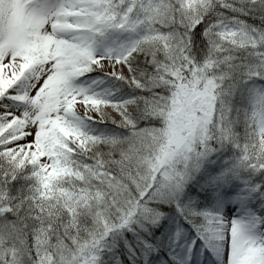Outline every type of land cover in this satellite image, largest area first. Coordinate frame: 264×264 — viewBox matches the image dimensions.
Segmentation results:
<instances>
[{
	"label": "snow or ice",
	"instance_id": "obj_1",
	"mask_svg": "<svg viewBox=\"0 0 264 264\" xmlns=\"http://www.w3.org/2000/svg\"><path fill=\"white\" fill-rule=\"evenodd\" d=\"M0 264H264V0H0Z\"/></svg>",
	"mask_w": 264,
	"mask_h": 264
}]
</instances>
